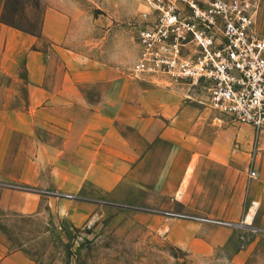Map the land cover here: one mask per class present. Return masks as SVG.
<instances>
[{"label": "crops", "instance_id": "crops-1", "mask_svg": "<svg viewBox=\"0 0 264 264\" xmlns=\"http://www.w3.org/2000/svg\"><path fill=\"white\" fill-rule=\"evenodd\" d=\"M70 31L52 8L40 38L0 22V264H37L4 215L80 228L104 201L146 209L143 224L206 264H264V133L208 107L205 88L76 50Z\"/></svg>", "mask_w": 264, "mask_h": 264}, {"label": "rangeland", "instance_id": "rangeland-1", "mask_svg": "<svg viewBox=\"0 0 264 264\" xmlns=\"http://www.w3.org/2000/svg\"><path fill=\"white\" fill-rule=\"evenodd\" d=\"M249 1L262 13L261 37L264 38V0ZM51 8L69 15L71 47L107 63L128 64L131 73L140 57L138 34L144 24L142 13L148 10L146 0H0V22L12 23L35 33L36 37L41 34L45 13ZM188 86L205 96L203 87ZM105 204L108 203L104 201L99 213L80 228L65 220L43 216L4 215L2 222L11 242L24 246L37 264L207 263L204 258L177 248L167 239L166 230L156 231L143 224L138 217L146 209L104 207ZM251 213L248 222L253 219L249 218ZM228 225L239 229L241 224ZM237 245L233 242V247ZM208 263L224 264L220 254Z\"/></svg>", "mask_w": 264, "mask_h": 264}, {"label": "built area", "instance_id": "built-area-1", "mask_svg": "<svg viewBox=\"0 0 264 264\" xmlns=\"http://www.w3.org/2000/svg\"><path fill=\"white\" fill-rule=\"evenodd\" d=\"M131 75L203 87L207 105L264 133V38L249 0H146Z\"/></svg>", "mask_w": 264, "mask_h": 264}, {"label": "trees", "instance_id": "trees-1", "mask_svg": "<svg viewBox=\"0 0 264 264\" xmlns=\"http://www.w3.org/2000/svg\"><path fill=\"white\" fill-rule=\"evenodd\" d=\"M1 23L5 24V25H8V26H10V27H13V28H15V29H18V30H20V31H23V32H25V33H29V34L35 36V33L27 32L26 30H24V29H22V28H20V27H18V26H16V25H14V24H12V23L4 22V21H3V22L1 21ZM36 37H40V35H36Z\"/></svg>", "mask_w": 264, "mask_h": 264}, {"label": "bare ground", "instance_id": "bare-ground-1", "mask_svg": "<svg viewBox=\"0 0 264 264\" xmlns=\"http://www.w3.org/2000/svg\"><path fill=\"white\" fill-rule=\"evenodd\" d=\"M253 215H254V212L252 211V213H251V215H250V219H252L253 218Z\"/></svg>", "mask_w": 264, "mask_h": 264}]
</instances>
